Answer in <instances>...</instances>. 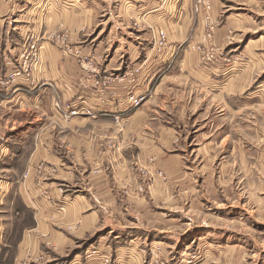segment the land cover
<instances>
[{"label":"crops","instance_id":"obj_1","mask_svg":"<svg viewBox=\"0 0 264 264\" xmlns=\"http://www.w3.org/2000/svg\"><path fill=\"white\" fill-rule=\"evenodd\" d=\"M163 1H99L90 14L82 0H0V244L4 232L9 262L14 247L15 264H103L109 256L111 264H140L134 238L163 245L175 225L165 213L174 219L186 194L202 190L196 177L213 179L214 162L228 163L234 149L232 166H244L245 107L257 94H246L250 75L226 55L230 32L253 26L225 16L223 6L253 0H209L199 13L195 0ZM87 27L107 34L88 40ZM30 43L37 56L15 75ZM194 47L219 52L208 59ZM129 95L154 98L130 108ZM56 97L78 112H62ZM170 111L173 119L164 117ZM115 122L126 140L119 163L94 172L101 155L94 139ZM124 182L128 195L118 190ZM128 218L139 227L127 226ZM122 227L143 232L114 246Z\"/></svg>","mask_w":264,"mask_h":264},{"label":"rangeland","instance_id":"obj_2","mask_svg":"<svg viewBox=\"0 0 264 264\" xmlns=\"http://www.w3.org/2000/svg\"><path fill=\"white\" fill-rule=\"evenodd\" d=\"M83 1L84 3H82ZM99 1H102L103 4L108 2V0H82L81 3L88 7L91 14L98 11ZM164 1L165 4L170 3V0ZM194 4L192 6L193 12L199 13L200 10L194 11ZM223 7L226 9L225 16H229V18L241 16L248 19V22L253 26L249 30L244 28L242 31L230 32L232 44L230 45L231 49L228 48L229 53L226 55L231 65L238 61L239 65H244L245 72L250 75L246 78V94H257L255 97L250 96L249 100H252L245 107V140L243 145H239L244 149V166H232L233 159L236 158V149H234V156L228 158V163L224 157L218 158L214 162L213 179L207 175L196 177L195 182L198 185L202 184V190L186 194L189 199L184 200V205L178 213H175L174 219L173 214L167 215L165 213L166 217L172 216L171 220L175 225L174 229L170 230L171 235L167 233L168 230L166 229L167 232H165L164 237L159 239L164 242L163 245L151 248L142 236L134 238L137 239L134 246L138 251L140 264H264V0H253L246 6L226 3ZM239 12L245 13L240 15ZM87 28L89 29L87 33H89L92 27ZM106 30L102 32L100 28H94L89 33L88 40L93 36L96 37V41L105 38ZM60 35H62L60 32L53 33L54 38ZM210 48L194 47L192 49L205 57ZM38 49L39 47L36 45L37 53ZM211 49L215 50L214 48ZM221 52L222 56H225V50L223 49ZM175 54L173 55L175 56ZM87 55L89 58L93 56L92 53ZM146 98L148 97L146 96L142 103L146 101ZM153 98H148L150 103L153 102L151 101ZM58 101L59 106L64 111L71 105L70 99L62 101L60 97L54 99V105ZM164 117L173 119L172 111L166 112ZM121 126L122 123L115 122L113 127L101 128L102 136L94 139L96 140L95 144L96 142L101 144L96 151V153L100 152L101 155H97L100 159L94 163V167L96 166L94 172L100 169L103 171L108 164L111 167L118 165V153H123L126 143L123 135L124 128ZM188 129L185 128L183 133H187ZM128 142L132 141L128 140ZM180 148L179 152L185 153V148ZM190 148L188 146V149ZM108 154L115 156L114 158L112 156V159L109 156L108 159L105 157ZM187 163L189 167L196 164L190 159L187 160ZM158 174H160L158 175L160 180L164 179L161 173ZM148 178L145 179L151 185L153 178ZM209 186L213 188V191L204 190ZM118 190L124 195H128L131 184L124 182V185L120 186ZM121 211L126 213L125 208ZM137 217L142 223V227L145 226L146 223H143L141 216ZM129 219L126 222L127 226L139 227L130 223ZM135 219L132 217L133 222ZM150 226L151 224H149ZM131 231L134 233L143 232L141 228L123 229L122 227V229L114 230V232L120 233L116 239L117 243L113 241L114 246L122 245L127 240L128 234L132 233ZM172 235L175 237H171ZM3 236L1 244H3ZM12 240L16 242L18 239ZM159 240L155 242L161 244ZM15 256L13 247L10 262L7 259L6 262L15 264V259H17ZM81 258L84 257L81 256ZM33 260L31 264L42 263L36 259ZM103 260V264L113 263V257L110 256L103 257ZM26 263L29 264L27 261H22L20 264Z\"/></svg>","mask_w":264,"mask_h":264},{"label":"built area","instance_id":"obj_3","mask_svg":"<svg viewBox=\"0 0 264 264\" xmlns=\"http://www.w3.org/2000/svg\"><path fill=\"white\" fill-rule=\"evenodd\" d=\"M194 11L197 12V11H201L202 9H206V10H209L210 9V2L209 0H195L194 2ZM159 36H160V39L158 40V43H157V47L158 49L160 50L161 48H163L166 44V40H165V34L163 31H159ZM59 38H62L63 40H66L67 38V35L66 34H63V35H60L58 36ZM216 51L213 50V49H210L207 53H206V58L208 59H212L215 55ZM37 56V51H36V44L35 43H30L28 45V49L25 53H22V69L21 70H18V71H15V75H20L22 74V71L23 72H28L29 70V67H30V63L31 61L36 58ZM31 58V60H30ZM135 71L137 72L138 69L136 68ZM145 97L142 96V95H139V96H135V95H129L127 97L128 99V102H129V107L130 108H136L138 107L143 99ZM55 106L56 107H59L62 112L64 111V109L62 107L59 106V101L55 103ZM67 115H74L78 112V109H75V108H72L71 105L69 107H67V109L65 110ZM116 119H117V116H116ZM2 151L0 150V157L2 156Z\"/></svg>","mask_w":264,"mask_h":264},{"label":"trees","instance_id":"obj_4","mask_svg":"<svg viewBox=\"0 0 264 264\" xmlns=\"http://www.w3.org/2000/svg\"><path fill=\"white\" fill-rule=\"evenodd\" d=\"M9 243L7 242L5 236H3V244L0 245V264H5V255L9 250Z\"/></svg>","mask_w":264,"mask_h":264},{"label":"bare ground","instance_id":"obj_5","mask_svg":"<svg viewBox=\"0 0 264 264\" xmlns=\"http://www.w3.org/2000/svg\"><path fill=\"white\" fill-rule=\"evenodd\" d=\"M31 67V66H30Z\"/></svg>","mask_w":264,"mask_h":264}]
</instances>
